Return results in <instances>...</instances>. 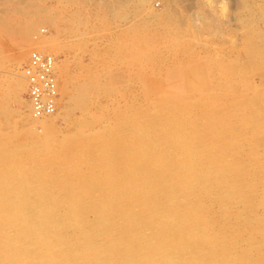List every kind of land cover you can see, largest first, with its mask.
<instances>
[{
  "label": "rangeland",
  "instance_id": "obj_1",
  "mask_svg": "<svg viewBox=\"0 0 264 264\" xmlns=\"http://www.w3.org/2000/svg\"><path fill=\"white\" fill-rule=\"evenodd\" d=\"M137 1L0 0V194L14 204L29 195L28 209L43 193L57 225L81 218L85 229L68 234L89 235L66 257L111 264L113 237L139 251L159 227L145 198L156 204L157 195L133 188L160 173L168 189L171 173L176 182L182 173L194 182V212H185L197 220L196 248L185 242L179 258L264 264V0ZM37 49L56 58L60 82L45 128L15 88ZM110 203L121 215L111 214L117 222L101 234L100 208ZM21 247L2 250L18 258ZM100 250L110 256L100 261Z\"/></svg>",
  "mask_w": 264,
  "mask_h": 264
},
{
  "label": "bare ground",
  "instance_id": "obj_2",
  "mask_svg": "<svg viewBox=\"0 0 264 264\" xmlns=\"http://www.w3.org/2000/svg\"><path fill=\"white\" fill-rule=\"evenodd\" d=\"M137 1V0H136ZM138 2V1H137ZM150 3V2H149ZM162 3V2H161ZM139 8V7H138ZM148 9V8H147ZM171 14V13H170ZM146 15V14H145ZM38 16V15H37ZM144 16V15H143ZM147 16V15H146ZM155 16L157 17V15L155 14ZM167 17V16H166ZM42 18V16H41ZM39 19V18H38ZM168 22V20L166 21V23ZM36 25V23H35ZM34 26V24H33ZM169 26V25H168ZM167 26V27H168ZM170 28V27H169ZM31 26L28 29H24L26 30V32H30L31 31ZM28 30V31H27ZM165 32V31H163ZM168 32V31H167ZM167 32H165L164 34H166ZM171 32V31H170ZM28 34V33H27ZM169 34V33H168ZM167 34V35H168ZM166 35V36H167ZM63 36V35H62ZM172 36V34H171ZM169 36V37H171ZM173 37V36H172ZM26 38V37H25ZM23 39V38H22ZM171 40V38H169ZM168 39V40H169ZM35 41V40H34ZM52 42V41H51ZM51 42L47 41V42H43L42 43L45 45V47H50L52 46ZM55 42V41H54ZM33 43V42H32ZM39 43V42H38ZM25 44V43H24ZM42 44V45H43ZM19 45V44H18ZM23 45V44H22ZM43 45V46H44ZM21 46V44H20ZM38 46V45H37ZM19 47V46H18ZM20 48V47H19ZM25 48V47H24ZM40 48V46H39ZM51 48V47H50ZM44 49V48H43ZM42 49V50H43ZM24 50V49H23ZM39 51H41L40 49H37ZM45 50V49H44ZM24 52V51H23ZM26 52V50H25ZM43 53H45V51H41ZM47 52V51H46ZM25 55V53H23ZM23 54L20 55V57L23 56ZM158 54V53H157ZM160 57V55H158ZM156 58V57H155ZM154 58V59H155ZM159 58H157L158 60ZM160 60H162V58H160ZM156 61V60H155ZM154 62V61H153ZM159 60L157 61V63L154 64H158ZM159 65V64H158ZM60 67V66H59ZM159 67V66H158ZM160 67H162L160 65ZM59 69V68H58ZM157 69V68H156ZM160 69V68H159ZM153 70V69H152ZM161 70V69H160ZM58 71V70H57ZM63 74V73H60ZM66 74V73H65ZM19 75H21L22 77V84L21 81H16L15 83V88L19 90L24 91V93H26L27 91V84H26V80L24 78L23 72L22 74L20 73ZM13 76V74H12ZM57 76H58V72H57ZM16 77V76H14ZM14 79V78H13ZM17 80V79H16ZM65 80V79H64ZM62 80L61 82L63 83ZM67 80V79H66ZM60 82H58L59 85ZM65 83V82H64ZM66 85V83H65ZM68 86V85H67ZM65 88V87H64ZM14 89V88H12ZM66 90V88H65ZM14 91V90H13ZM17 91V90H16ZM63 92V91H61ZM59 93H60V87H59ZM60 99V96H59ZM66 99V98H65ZM64 99V100H65ZM69 99V98H68ZM66 99V100H68ZM26 102L28 103V108L30 110H28V112L31 114L30 117L32 118V120H36V121H40L42 124V127H44L45 125V121L46 119L50 118V117H54V115L56 116L57 112L53 115L50 116H45L42 118H35L32 116L31 113V105L30 102L28 100V98L26 97ZM64 102V101H63ZM62 102V103H63ZM66 102V101H65ZM59 103V101H58ZM24 104V103H23ZM26 104V103H25ZM68 105V104H67ZM64 108V107H63ZM66 110V109H64ZM58 111V110H57ZM63 111V110H62ZM63 118V117H62ZM160 118V117H159ZM158 121V120H157ZM148 122V121H147ZM26 123V122H25ZM162 123V122H161ZM34 129L36 128L34 124H32ZM150 127V126H149ZM45 128V127H44ZM170 128V127H169ZM43 130V129H42ZM36 131V130H35ZM39 131V130H38ZM41 131V130H40ZM47 131V130H46ZM166 131V130H165ZM174 131V130H173ZM34 133V132H33ZM59 133V131H58ZM40 134V133H39ZM42 134V133H41ZM182 133H180L181 136ZM47 135V134H45ZM38 136V135H37ZM51 136V135H50ZM150 137V136H149ZM167 137V136H166ZM48 139V138H47ZM46 141V140H45ZM168 146V145H167ZM162 147V146H161ZM189 151V150H187ZM196 154V153H195ZM199 154V153H198ZM162 156L160 155L159 157H155L158 159V161L160 160ZM183 159V158H182ZM89 161V160H88ZM174 163H178V161L175 160ZM173 163V164H174ZM180 163V162H179ZM149 167L153 166L154 164L149 162ZM172 164V165H173ZM148 167V169H149ZM124 169V168H122ZM151 170V169H150ZM217 170V169H216ZM182 171V170H181ZM214 170H212L213 173ZM154 172V171H153ZM188 172V171H187ZM194 172V171H193ZM191 172V176L196 175L195 173ZM159 173V172H158ZM189 173V172H188ZM151 174V173H150ZM155 174V172H154ZM162 174V173H161ZM167 174V173H166ZM173 175H171V179L173 180V182L171 183L170 187L168 189H162V183H163V174L159 176L153 175L151 176L154 180V182L150 183V179L146 180L144 182H142V184H139L138 187L133 188L134 193L135 192H139L141 191H145V194L147 193H154L157 195L158 198H156L157 203L153 204V201L155 202V200H153L152 202L150 200L146 198V204H149V211L147 214H149V216H151V218H153L155 221H157V223L159 224V227L157 228V225H155L153 229L156 230V228L159 230H156L155 232H153V234H147L144 235L141 238H144V241H142V245L141 247H137L138 249H140L139 251H137L136 249H133V243H129V244H125L123 245V247H121L122 245H118L120 243V241L116 242L115 238L113 237V242L110 241L107 243V245L109 244L111 247V252L112 247H114V253H112L113 259H112V263H119V264H198L197 262L193 261H188L187 258H182V254L179 258L178 256V251L179 249L181 250H186V246L184 245L185 242H189L193 243L190 234H193L192 228L194 225V222L196 219V217H188L186 214L187 212H185L186 210H191L192 212H194V210L192 209V202H191V198H192V192H193V185L194 182L192 179H190L188 176L182 175V173L180 174H176L177 176L179 175L180 177L184 176V178L179 181L176 182V176L175 173H171ZM152 175V174H151ZM225 177V176H224ZM188 178V179H187ZM151 180V181H153ZM200 180V179H199ZM13 182V181H12ZM121 182V181H120ZM149 182V183H148ZM117 183V182H116ZM177 183H179V186H177ZM241 183V182H240ZM1 184V183H0ZM228 184V183H227ZM15 185V183H14ZM7 186V185H6ZM8 186H10L8 184ZM7 186V187H8ZM20 186V185H18ZM16 186V187H18ZM241 186V185H240ZM22 187V186H20ZM118 187V186H117ZM6 188V187H5ZM12 188V187H11ZM2 189L3 185H2ZM1 189V190H2ZM9 189V188H8ZM132 189V188H131ZM168 191V194H164V191ZM22 190V191H21ZM20 191L22 193H24V191H26V189L24 190L23 188ZM24 190V191H23ZM136 190V191H135ZM224 190V189H223ZM222 190V191H223ZM126 191V190H125ZM159 191V192H158ZM172 191V192H171ZM227 191V190H226ZM3 191H1L2 193ZM231 192V191H230ZM6 193V192H5ZM32 193V192H31ZM8 194V193H7ZM6 194V195H7ZM46 195V193H44ZM159 194V196H158ZM4 192L3 194H0V226H2L0 228V264H89V262L87 263L86 258H84V256H78V257H74L75 256V252L77 251V253L80 251H78V248H82L81 245L79 244L80 242L84 243V240H86L85 238H87V234H85V232L81 235H79L78 238H76L78 235H73L75 236V238H73L72 236H70L68 234V232H70V229H76V231H78L77 229H79L80 231H83L84 229L82 228V223H80L82 220L80 219H76V220H70L66 219L69 218L66 217L65 221L62 223V225L59 226V224L57 225V221H54L56 214V208L54 209V207L50 204L46 203L45 196L42 194H40L37 199H35L36 197H31L34 200L35 199V203H32L31 205H27V208L24 206V202L26 203H30L27 202L28 198L30 197L29 195L25 194L23 197V194H21L22 196H20L23 200H19L22 204H14L13 201H11V199H7L9 196H4ZM194 195V194H193ZM15 198V195H13ZM17 196V194H16ZM17 196V197H18ZM26 196V198H25ZM197 196V195H196ZM4 197H6V199H3ZM18 197V199L20 198ZM151 197V196H150ZM154 198V195L152 196ZM162 197V199H161ZM195 197V196H194ZM10 198V197H9ZM241 198V197H240ZM16 199V198H15ZM14 199V200H15ZM115 199V198H114ZM150 199V198H149ZM229 199V198H228ZM134 201V200H133ZM18 202V203H20ZM135 202V201H134ZM25 203V204H26ZM54 204V203H53ZM109 204V203H108ZM111 204V203H110ZM146 204L144 205L143 208H146ZM264 204V203H263ZM55 205V204H54ZM60 205V204H59ZM58 205V207H60ZM57 207V204L55 205ZM108 206V205H107ZM106 205H102L100 208V212H103L101 214H103L104 216L101 217V219H99L101 222H103V225L100 223H97V229L101 228L99 231H101L100 233H106L111 232L110 230H112L114 227L113 225L117 222V218H114V222L113 223H109V219L108 218L111 214L117 215L118 217L121 215L120 212L116 211L113 203L111 204V208L110 210H108L106 207ZM110 206V205H109ZM198 206V205H197ZM195 207V206H194ZM56 211V212H55ZM75 212V211H74ZM73 212V213H74ZM191 212V213H192ZM197 212V211H196ZM60 213V212H59ZM56 214V215H55ZM69 214V213H68ZM61 215V214H60ZM59 215V217H61ZM81 215V214H80ZM100 215V214H99ZM113 215V216H114ZM97 216V215H95ZM116 216V217H117ZM199 216V215H198ZM73 217V216H72ZM112 217V216H111ZM138 217V216H137ZM57 218V217H56ZM63 218V217H62ZM97 218V217H96ZM61 219V218H60ZM74 219V218H73ZM97 220V219H96ZM95 220V221H96ZM153 220V221H154ZM194 222H193V221ZM94 221V220H93ZM94 221V222H95ZM151 221V223L153 222ZM60 222V221H58ZM93 222V223H94ZM90 223V222H89ZM119 223V222H118ZM264 223V222H263ZM86 224V223H85ZM88 224V223H87ZM113 224V225H112ZM150 224V222H149ZM155 224V223H154ZM198 225V224H197ZM196 225V226H197ZM89 226V225H88ZM91 226V225H90ZM96 226V225H95ZM135 226V225H134ZM262 226V225H261ZM84 227V226H83ZM147 227V226H145ZM153 227V226H152ZM242 227V226H241ZM90 228V227H89ZM93 227H91L90 229H92ZM140 229L142 227H139ZM151 228V227H150ZM200 228V227H199ZM119 229V228H118ZM138 229V228H137ZM195 230V228H193ZM3 230V231H2ZM89 230V229H88ZM95 230V229H94ZM145 230V229H144ZM174 230H176L177 232H174ZM199 230V229H198ZM140 233V230H138ZM147 231V230H146ZM149 231V230H148ZM96 232V231H95ZM107 232V233H108ZM150 232V233H152ZM100 233H97V235H99ZM145 233V232H144ZM177 234V236H173L171 234ZM80 234V232H79ZM92 234V233H91ZM94 234V232H93ZM106 235V234H105ZM103 236V235H102ZM194 236V235H193ZM80 237H82L83 239H81ZM154 238L155 241H152L151 238ZM253 237V236H252ZM80 238V239H79ZM94 238V237H93ZM191 238V239H190ZM198 238V237H197ZM4 240V241H1ZM108 239V237L106 238ZM111 239V238H110ZM254 239V238H253ZM142 240V239H141ZM187 240V241H186ZM90 241V240H89ZM93 241V240H91ZM90 241V243H92ZM99 241V240H97ZM103 241V239L101 240ZM152 241V242H151ZM191 241V242H190ZM117 244H116V243ZM144 242V243H143ZM203 242V241H202ZM258 243V242H257ZM10 244H20L22 245L21 248H18V258H16L15 256H7L6 252H3V250H6ZM93 244H95L93 242ZM96 244H98L96 242ZM101 243H99L100 245ZM106 244V243H105ZM104 244V245H105ZM116 244V246H114ZM136 244V243H135ZM194 247L196 246L195 243ZM198 244V242H197ZM202 244V243H200ZM86 245V244H83ZM89 245V243H88ZM92 245V244H91ZM187 245V244H186ZM137 246V245H136ZM190 247H193L191 244L189 245ZM202 246V245H200ZM208 246V245H207ZM207 246H205V248H207ZM20 247V246H18ZM109 247V246H108ZM135 247V246H134ZM196 248V247H195ZM3 249V250H2ZM86 249V248H85ZM88 249V247H87ZM93 249V248H91ZM88 249V250H91ZM189 248H187L188 250ZM198 249V248H197ZM200 249V248H199ZM208 249H210V244L208 246ZM106 250V249H103ZM102 250V251H103ZM110 251V249H108ZM147 251L148 255H142V253L140 254L139 252H143V251ZM1 251L3 252V254L1 253ZM75 251V252H74ZM85 251V250H84ZM94 251V250H93ZM96 251V249H95ZM101 251V250H100ZM99 251V252H100ZM101 251V252H102ZM180 251V250H179ZM195 251V249H194ZM193 251V252H194ZM74 252V253H73ZM110 252V253H111ZM182 252V251H181ZM184 252V251H183ZM188 252V251H187ZM192 252V253H193ZM6 253V254H5ZM74 254L73 258L69 259L66 257V254ZM81 253V252H80ZM85 253V252H83ZM92 253V252H91ZM108 253V252H106ZM105 252L99 253L98 256L101 258L100 261L106 260L107 258H105V256H110L109 254H106ZM146 253V252H145ZM11 255V253H9ZM15 254V253H13ZM197 254V253H196ZM77 255V254H76ZM83 255V254H82ZM85 255V254H84ZM87 255V254H86ZM85 255V256H86ZM96 253L95 256L96 257ZM185 256L188 254H184ZM199 256H202L200 254H198ZM196 255V256H198ZM216 255V254H215ZM213 256L212 261L210 264H220L221 261L218 259L215 261V257ZM96 258H99V257ZM108 256V257H109ZM176 256V257H175ZM210 256V255H209ZM212 256V255H211ZM72 257V256H69ZM89 257V256H88ZM92 257V255L90 256ZM219 257V256H218ZM192 258V257H191ZM200 258V257H197ZM202 258V257H201ZM93 259V258H91ZM115 259V260H114ZM187 259V260H186ZM196 259V258H195ZM204 259V258H203ZM206 260V258H205ZM90 261V260H89ZM98 261V260H97ZM86 262V263H85ZM95 262V261H94ZM205 262V261H204ZM91 263V262H90ZM99 263V261H98ZM111 263V264H112ZM96 264V263H95ZM107 264H108V259H107ZM110 264V263H109ZM200 264V263H199ZM209 264V263H208ZM224 264V263H223Z\"/></svg>",
  "mask_w": 264,
  "mask_h": 264
},
{
  "label": "built area",
  "instance_id": "obj_3",
  "mask_svg": "<svg viewBox=\"0 0 264 264\" xmlns=\"http://www.w3.org/2000/svg\"><path fill=\"white\" fill-rule=\"evenodd\" d=\"M160 4L161 0H153ZM27 84L26 97L35 118L53 115L58 110L57 61L52 55L33 50L22 68Z\"/></svg>",
  "mask_w": 264,
  "mask_h": 264
}]
</instances>
